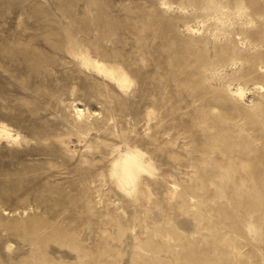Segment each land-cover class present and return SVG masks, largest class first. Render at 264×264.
Listing matches in <instances>:
<instances>
[{
    "label": "rangeland",
    "instance_id": "1",
    "mask_svg": "<svg viewBox=\"0 0 264 264\" xmlns=\"http://www.w3.org/2000/svg\"><path fill=\"white\" fill-rule=\"evenodd\" d=\"M2 125L0 264H264V0H0Z\"/></svg>",
    "mask_w": 264,
    "mask_h": 264
},
{
    "label": "bare ground",
    "instance_id": "2",
    "mask_svg": "<svg viewBox=\"0 0 264 264\" xmlns=\"http://www.w3.org/2000/svg\"><path fill=\"white\" fill-rule=\"evenodd\" d=\"M105 68H107L111 72V75L113 77L117 75L118 81H120L122 85L129 87L130 81L128 80V76L121 68L117 67L115 70H112L111 68H108L107 66H105ZM76 111H78L79 113L84 112L80 108H76ZM0 135H4L6 137L12 136V134L9 132V129L3 125L0 126ZM120 177L124 183L131 184V173L128 169H121Z\"/></svg>",
    "mask_w": 264,
    "mask_h": 264
}]
</instances>
